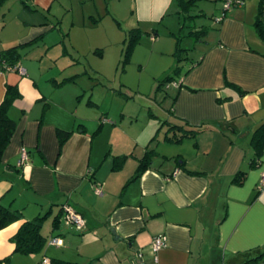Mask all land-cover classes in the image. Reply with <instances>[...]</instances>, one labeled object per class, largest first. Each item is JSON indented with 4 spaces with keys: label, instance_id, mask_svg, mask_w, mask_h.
Here are the masks:
<instances>
[{
    "label": "crops",
    "instance_id": "obj_1",
    "mask_svg": "<svg viewBox=\"0 0 264 264\" xmlns=\"http://www.w3.org/2000/svg\"><path fill=\"white\" fill-rule=\"evenodd\" d=\"M55 1L22 0L24 11L12 15L0 0V53L17 45L22 52L42 42L27 57L41 52L45 62L36 67L21 58L18 64L26 70L21 74L3 69L0 57V103L8 85L21 92L9 110L17 128L0 163V203L19 211L20 218L0 229V264L37 263L33 256L39 253L15 250L14 236L24 221L48 217L55 208L59 222H52L51 238L60 237L63 244L52 245L70 251L76 247L78 254L68 259L74 264H132L131 256L139 251L143 256L136 264H244L263 254L264 189L258 185L264 154L259 164L251 162L252 134L264 121V40L254 27L260 0H244L231 16L226 14L216 42L208 44L199 59L189 58L191 65L186 75L176 78L179 85L170 97L163 141L153 145L154 138L135 163L128 162L134 152L117 150L113 155L108 144H100L99 131L115 127V122L101 121L91 134L86 118L79 115L83 100L79 98L76 109L70 110L72 97L64 98L57 87L77 73L69 76L62 70L50 77L44 73L72 62L61 59L59 49L51 53L57 42L47 36L58 24L48 22V16ZM34 7L35 13H26ZM61 41L66 42L64 37ZM99 105L105 120L109 110ZM172 125L181 127L178 133L197 131L172 142L167 139L176 133ZM60 131L70 132L63 143ZM130 139L124 147L135 140ZM23 147L29 158L21 164ZM148 149L154 151L151 166L134 178ZM118 156L126 159L115 168ZM127 164L133 166L125 172ZM103 170L106 176L100 177ZM240 171L246 172L243 181H234ZM64 205L83 216L82 229L65 221ZM158 235H166L168 244L153 252L152 241ZM16 257L20 259L11 261ZM44 257H50L46 251Z\"/></svg>",
    "mask_w": 264,
    "mask_h": 264
},
{
    "label": "rangeland",
    "instance_id": "obj_2",
    "mask_svg": "<svg viewBox=\"0 0 264 264\" xmlns=\"http://www.w3.org/2000/svg\"><path fill=\"white\" fill-rule=\"evenodd\" d=\"M228 1L232 5L227 10ZM4 3V9L9 7L6 12L12 15L25 9L22 0H5ZM244 4V0H198L188 12L189 17L185 12L178 13L179 8L172 0H56L48 16L52 21L48 19V22L58 25L47 38L50 42H57L51 53L59 49L58 56H62L61 59L70 58L72 62L47 68L44 73L49 74L47 77L62 70L63 74L69 76L77 73L68 79L67 84L62 82V86H56L64 98L72 97L70 110L76 109L79 98L83 100L78 106L79 115L86 118L85 125L91 134L102 122H115V127L106 126L99 131L100 144H108L113 155L117 150L134 152V156H128V162L135 163L139 153L154 138L153 145L163 141L168 129L164 121L169 119L172 109L170 97L176 94L174 82L180 78L167 84L162 82L169 75L176 78L186 75L191 65L189 58L199 59L208 44L218 39L222 21L218 19L223 16V12L227 11L226 14L231 16L234 9ZM35 9L28 8L25 11L31 15L36 12ZM21 16L19 18H23L24 14ZM202 27L208 28L210 34L197 40L191 31ZM135 35L138 38L127 59L126 50ZM63 37L66 42L61 41ZM178 37L184 49L180 55L177 51ZM41 44L32 43L22 48V60L40 67V63L44 62L41 52H37L35 58H31L32 53L27 57V52L35 53ZM178 67L182 68V72L176 75ZM53 83L50 82L51 85ZM89 100L92 102L90 105L87 104ZM97 104L109 110L105 120L101 118L104 110L99 109ZM82 108L86 109L84 113ZM130 138L135 140L130 147H124L125 140L130 142ZM131 165L127 164L123 171L128 172ZM99 176H106L104 170ZM57 212L55 208L54 213L42 223V232L49 238L44 249L33 256L36 258L35 264H43L45 251L51 258L64 260L78 254L76 247L70 251V248L59 249L50 244L52 222ZM50 257L48 259L51 262ZM18 259L12 258L11 261Z\"/></svg>",
    "mask_w": 264,
    "mask_h": 264
},
{
    "label": "trees",
    "instance_id": "obj_3",
    "mask_svg": "<svg viewBox=\"0 0 264 264\" xmlns=\"http://www.w3.org/2000/svg\"><path fill=\"white\" fill-rule=\"evenodd\" d=\"M177 8L179 12H185L187 16L190 17V9L197 4L198 0H175ZM228 10V9H227ZM256 20L254 22V27L256 32L258 33L259 37L264 40V0H260L259 2V9ZM226 11V10H224ZM189 12V13H188ZM227 12V11H226ZM226 12H223V15H226ZM189 14V15H188ZM223 16V17H224ZM222 17V18H223ZM221 21V20H220ZM210 30L206 27H202L199 30H192L191 34L196 36L197 40L201 39V36H205L208 34ZM138 36H133L128 49L126 50V58L128 59L130 52L133 48V43L137 40ZM181 39L178 37V44H177V51L179 55L181 51L184 50L181 46ZM1 63L3 69L6 70L8 66H16L21 57L22 52L20 50V46H13L6 50H3L0 53ZM181 60V58H179ZM176 75L181 73V67H178L176 70ZM176 77L169 75L162 84H167L170 81L175 80ZM228 86L234 87L238 89V86L232 82H227ZM161 86V84H160ZM21 97V92L16 85H8L5 97L3 101L0 103V163L3 161V157L7 147L9 146L11 139L16 131L17 128V121L10 115L9 110L12 107L15 100ZM181 127L178 125H172L171 130L176 131L175 134L172 136L167 137L169 141L172 142H180L185 137H192L195 135L197 130L194 129H183V133H178L177 130H180ZM70 132L68 131H60V140L61 142H65L66 139L69 137ZM252 147L254 149V157L252 159V165H256L260 163V160L264 154V121L255 129L252 134ZM154 155L153 150H146L145 154L139 161V166L137 168L136 174L134 178L139 177L142 175L150 166L152 162V157ZM125 156H118L115 160V168L120 167L123 162L125 161ZM246 172L240 171L234 177V181H243ZM63 212V208H62ZM20 218V212L17 210H12L8 207L3 206L0 203V229L11 224L12 222L18 220ZM46 215L37 216L32 220H27L22 223L18 232L14 236V240L16 243V251L22 254H33V253H40L48 240V236L42 232V223ZM54 224L57 225L59 222L58 217H55L53 220ZM264 256L260 254L257 257H254L244 264H259L264 263V261L259 262L260 259ZM51 264H74L70 261H63L61 259H52Z\"/></svg>",
    "mask_w": 264,
    "mask_h": 264
},
{
    "label": "built area",
    "instance_id": "obj_4",
    "mask_svg": "<svg viewBox=\"0 0 264 264\" xmlns=\"http://www.w3.org/2000/svg\"><path fill=\"white\" fill-rule=\"evenodd\" d=\"M231 5H232V2L231 1H228V5H227L228 7H227V9H229ZM222 17L219 18L218 20L220 21L222 19ZM6 70H17L21 74H26L25 68H23L19 64H17L16 66H8L6 68ZM174 83H175L176 86L179 85L178 82H174ZM28 158H29V154H28L27 148L23 147L22 150H21V160H20V163L21 164H24L25 161L28 160ZM258 189L259 190L264 189V173H263V175L261 177V180L259 182ZM95 190L99 194L102 193V190H101L100 186H97L95 188ZM63 209H64V219H65V221L67 223L73 225L78 230L79 229H82L84 227L85 221H84L83 216L79 212L75 211L69 205H64L63 206ZM50 242H51V244L56 245V246H61L63 244V240L60 237H52L50 239ZM167 244H168V238H167V236L166 235H158V236H156L153 239L152 245H151V249H152L153 252H157L161 248L165 247ZM43 263L44 264H49L50 263V260L48 258H44L43 259ZM259 264H264V263H259Z\"/></svg>",
    "mask_w": 264,
    "mask_h": 264
},
{
    "label": "water",
    "instance_id": "obj_5",
    "mask_svg": "<svg viewBox=\"0 0 264 264\" xmlns=\"http://www.w3.org/2000/svg\"><path fill=\"white\" fill-rule=\"evenodd\" d=\"M142 256H143V253L141 251H139L137 254L131 256V258H130L131 263L132 264H136L137 263V260L139 258H142ZM141 264H143V263H141Z\"/></svg>",
    "mask_w": 264,
    "mask_h": 264
}]
</instances>
